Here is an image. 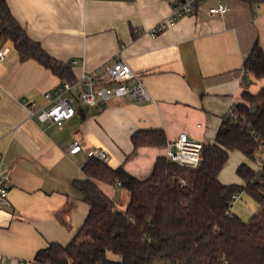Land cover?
<instances>
[{
  "label": "crops",
  "instance_id": "0c3cea01",
  "mask_svg": "<svg viewBox=\"0 0 264 264\" xmlns=\"http://www.w3.org/2000/svg\"><path fill=\"white\" fill-rule=\"evenodd\" d=\"M175 1L8 0L28 35L69 64L75 77L85 70L106 78L123 59L152 99L111 97L87 105L73 89L72 117L61 125L41 120L27 104L50 108L45 94L63 80L35 59L20 60L10 41L0 43L9 48L0 59V163L9 187L0 206V264H40L34 259L39 249L72 240L90 209L74 181L85 178L82 166L92 152L106 151L110 166L147 178L159 157L176 150L181 132L214 142L232 105L244 102L243 93L264 88V78L244 68L256 43L264 50V0H200L192 13L150 36ZM220 2L228 11L211 14ZM142 129H163L167 144L135 147L132 134ZM75 143L81 148L71 152ZM98 185L114 208L127 209L129 190Z\"/></svg>",
  "mask_w": 264,
  "mask_h": 264
},
{
  "label": "trees",
  "instance_id": "16d2710c",
  "mask_svg": "<svg viewBox=\"0 0 264 264\" xmlns=\"http://www.w3.org/2000/svg\"><path fill=\"white\" fill-rule=\"evenodd\" d=\"M6 41L13 44L20 60L39 61L62 83L78 79L69 64L28 35L8 0H0V43ZM244 68L264 78V50L258 43ZM243 98L236 110L244 116V124L225 118L215 141L203 142L197 167L161 156L151 175L142 179L123 166L114 168L90 156L82 166L85 178L74 181L90 206L84 223L69 243L50 242L34 259L40 264H153L157 260L163 264H264V166L258 170L241 163L237 173L243 184H226L219 178L231 151L253 160L262 152L264 88L256 94L246 90ZM131 140L135 147L167 144L163 129L138 130ZM98 181L119 183L130 191L125 211L114 208ZM243 191L259 204L248 220L231 212L235 195Z\"/></svg>",
  "mask_w": 264,
  "mask_h": 264
},
{
  "label": "built area",
  "instance_id": "2783aa9c",
  "mask_svg": "<svg viewBox=\"0 0 264 264\" xmlns=\"http://www.w3.org/2000/svg\"><path fill=\"white\" fill-rule=\"evenodd\" d=\"M199 0H176L172 6L171 14L158 22L154 27L148 30V34L155 37L162 33L165 29L176 24V22L187 14L193 12ZM229 6L226 2H220L218 5L211 6L209 11L211 14L222 15L226 13ZM9 48L4 46L0 49V59H5ZM106 78L95 77L92 74L83 71L81 77L75 82H64L54 90L46 92L47 99L50 100L52 106L48 109L42 108L36 102H30L27 107L33 115L38 112L41 120H51L54 123L61 125L65 119L72 117L75 114V101L68 94L70 90H77L79 99L87 105H95L98 100H107L111 97L126 96L132 97L137 101L151 100L152 96L145 87L142 80L136 76L131 67L123 60L116 61L108 68ZM131 78H137L134 84H129L127 81ZM88 84L86 87L85 85ZM227 118L233 122H242L244 116L240 115L236 110V104L230 108ZM244 124V123H243ZM176 150L170 151L167 158L173 162L197 167L202 158L204 143L200 140L192 138L186 132H181L175 141ZM80 145L75 143L71 147V152L80 150ZM264 152V145L261 147ZM92 155L101 160H108L106 151H95ZM257 169L260 170L264 166V157H259ZM242 192L235 195L234 201L241 196ZM9 197V187L7 178L2 173L0 163V206L6 204ZM233 201V202H234Z\"/></svg>",
  "mask_w": 264,
  "mask_h": 264
},
{
  "label": "rangeland",
  "instance_id": "374dc122",
  "mask_svg": "<svg viewBox=\"0 0 264 264\" xmlns=\"http://www.w3.org/2000/svg\"><path fill=\"white\" fill-rule=\"evenodd\" d=\"M257 157H264V152L259 151ZM248 162L254 168L258 166V159H250L240 151H231L230 157L220 173V179L227 183L241 184L242 177L237 173V167L243 163ZM232 210L244 220H248L257 211L258 203L247 193L243 192L239 199L232 204ZM153 264H163L162 261L157 260Z\"/></svg>",
  "mask_w": 264,
  "mask_h": 264
}]
</instances>
